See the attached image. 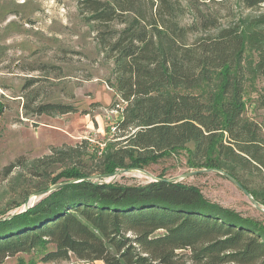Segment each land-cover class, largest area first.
Here are the masks:
<instances>
[{"label":"trees","instance_id":"16d2710c","mask_svg":"<svg viewBox=\"0 0 264 264\" xmlns=\"http://www.w3.org/2000/svg\"><path fill=\"white\" fill-rule=\"evenodd\" d=\"M156 1L150 17L137 0L81 1L90 21L124 23L115 35L99 36L114 59L109 84L125 103L122 109L117 101L113 105L121 119L104 156V174L147 168L185 150L189 167L223 170L264 204L245 176L252 168L264 173V128L247 115L248 87L264 81V13L228 26L206 20L204 28L216 32L190 40L198 24L170 19L169 0ZM240 2L248 9L264 4ZM259 101L264 107V93ZM76 111L54 103L36 108L48 115ZM78 152L53 147L35 166L75 159ZM90 177L78 165L65 168L44 189L76 182L23 212H2L0 264L23 254L29 261L19 264H36L37 257L67 261L72 255L103 264H264V223L210 201L197 187L168 181L121 185Z\"/></svg>","mask_w":264,"mask_h":264},{"label":"rangeland","instance_id":"374dc122","mask_svg":"<svg viewBox=\"0 0 264 264\" xmlns=\"http://www.w3.org/2000/svg\"><path fill=\"white\" fill-rule=\"evenodd\" d=\"M81 1L0 0V104L4 109L0 116V214H14L27 201H39L35 194L45 190L65 168L78 165L90 176L104 174V156L117 139L114 127L121 119L120 109L113 105L117 101L122 109L125 103L109 84L114 59L102 48L99 36L105 31L115 35L124 23L90 21ZM157 4L156 0H137L148 17ZM169 4L174 12L170 19L185 26L198 24L190 40L216 32L204 28L206 20L228 26L264 13V4L248 9L240 0H169ZM263 86L264 81L258 79L248 87L247 115L264 128V107L259 101ZM49 103L71 105L77 111L55 115L36 112L39 105ZM53 147H76L78 156L35 166L37 160L52 154ZM187 156L181 150L142 169L155 177L178 178L177 182L200 189L210 201L264 223V211L220 172L186 177L196 170L188 166ZM245 176L250 187L264 196V173L252 168ZM152 180L140 171L129 170L104 182L146 185ZM259 207L264 210V204L259 203ZM22 258L29 261L30 257L23 254L6 264H19ZM36 259V264H103L85 263L73 255L67 261Z\"/></svg>","mask_w":264,"mask_h":264},{"label":"water","instance_id":"95a60500","mask_svg":"<svg viewBox=\"0 0 264 264\" xmlns=\"http://www.w3.org/2000/svg\"><path fill=\"white\" fill-rule=\"evenodd\" d=\"M129 170H137L142 172L143 174L151 177L153 180L152 181H168V182H177L178 178H159V177H155L154 175H152L149 171L144 170L142 168H131V169H120L118 171H116L113 174H102V175H95V176H91L90 179L92 180H97V181H104L110 177H114L116 175L122 174V173H126ZM209 171H218L221 174L225 175L226 177H228L237 187H239L245 194H247L249 196V198L252 200V202L257 206V208H259L260 210L264 211L262 208L259 207V203L258 201L249 193V191L237 180L235 179L233 176H231L230 174H228L227 172L223 171V170H219V169H199V170H195V171H191L187 174H185V176H192V175H196V174H200V173H204V172H209ZM77 180H72V181H68V182H60L57 184H53L51 185L48 189L45 190H41L39 192H37L35 194V198H39L42 199L44 196L48 195L49 193L65 186L66 184L69 183H74ZM106 183V182H105ZM35 204V203H34ZM33 203H31V201H27L26 204L24 205V208L22 210H19L18 212H23L25 210H27L28 208H30L31 206L34 205Z\"/></svg>","mask_w":264,"mask_h":264},{"label":"built area","instance_id":"2783aa9c","mask_svg":"<svg viewBox=\"0 0 264 264\" xmlns=\"http://www.w3.org/2000/svg\"><path fill=\"white\" fill-rule=\"evenodd\" d=\"M101 182H104V181H101Z\"/></svg>","mask_w":264,"mask_h":264},{"label":"crops","instance_id":"0c3cea01","mask_svg":"<svg viewBox=\"0 0 264 264\" xmlns=\"http://www.w3.org/2000/svg\"><path fill=\"white\" fill-rule=\"evenodd\" d=\"M103 263V262H102Z\"/></svg>","mask_w":264,"mask_h":264}]
</instances>
